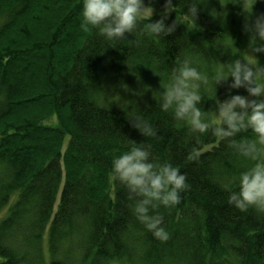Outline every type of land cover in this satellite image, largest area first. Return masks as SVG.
I'll list each match as a JSON object with an SVG mask.
<instances>
[{"label":"trees","instance_id":"obj_1","mask_svg":"<svg viewBox=\"0 0 264 264\" xmlns=\"http://www.w3.org/2000/svg\"><path fill=\"white\" fill-rule=\"evenodd\" d=\"M173 2L167 24L194 0ZM145 3L163 9L165 0ZM81 9L82 0H0V264H264V211L237 209L222 187L249 162L211 133L197 142L153 96L177 58L210 72L235 58L229 45L246 54L242 4L205 0L197 21L169 36L142 34L141 24L111 46L85 30ZM259 15L264 0L253 6L252 19ZM228 94L217 86L218 98ZM204 95L201 107L213 109ZM133 112L157 134L133 128ZM130 139L187 177L180 203L155 210L167 240L136 219L127 189L110 180L112 157Z\"/></svg>","mask_w":264,"mask_h":264},{"label":"clouds","instance_id":"obj_2","mask_svg":"<svg viewBox=\"0 0 264 264\" xmlns=\"http://www.w3.org/2000/svg\"><path fill=\"white\" fill-rule=\"evenodd\" d=\"M234 2L241 3L247 15L245 31L250 34V41L246 54L229 45L225 52L230 49L235 58L215 64L210 72L201 70L191 57L177 58L176 66L166 81H160V89L153 96L162 112L171 113L174 121L188 125L197 142L200 136L211 133L224 141L237 159L249 162L248 167L222 187L228 192L230 205L241 211L249 208L264 211V65L257 55L264 53V15L252 19L256 0H252L251 9L245 7L249 0ZM203 3L205 0L188 3L185 12L167 24L170 14L177 13L178 3L173 0H165L161 18L157 20H152L154 8L145 0H82L81 23L85 30L95 29L111 46L112 41L135 34L141 24L142 34L153 38L169 36L177 24L197 21ZM212 15H218L215 9ZM224 83L229 94L220 99L217 86ZM241 88L247 95L232 94V90ZM205 93L215 100L214 108L208 111L201 107ZM126 116L144 137L157 134L140 114L133 112ZM249 132L250 136L242 135ZM130 140L126 151L113 155L110 180L127 189L136 219L156 238L167 240L163 217L155 210L160 205L172 208L180 203L181 193L189 187L187 177L170 162L155 161L143 143Z\"/></svg>","mask_w":264,"mask_h":264},{"label":"rangeland","instance_id":"obj_3","mask_svg":"<svg viewBox=\"0 0 264 264\" xmlns=\"http://www.w3.org/2000/svg\"><path fill=\"white\" fill-rule=\"evenodd\" d=\"M153 6V8H154V14L155 13H158V12H160V11H162L163 9L160 7V6H156V5H152ZM243 95H247V93L245 94H243ZM225 98H227V96L226 97H224L223 99H225ZM48 120H50V119H48Z\"/></svg>","mask_w":264,"mask_h":264}]
</instances>
